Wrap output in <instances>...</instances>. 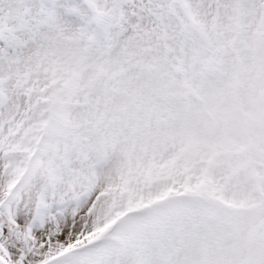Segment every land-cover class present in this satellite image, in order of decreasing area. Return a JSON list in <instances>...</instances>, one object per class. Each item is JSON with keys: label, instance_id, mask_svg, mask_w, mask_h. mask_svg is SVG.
Listing matches in <instances>:
<instances>
[{"label": "snow or ice", "instance_id": "1", "mask_svg": "<svg viewBox=\"0 0 264 264\" xmlns=\"http://www.w3.org/2000/svg\"><path fill=\"white\" fill-rule=\"evenodd\" d=\"M0 264H264V0H0Z\"/></svg>", "mask_w": 264, "mask_h": 264}]
</instances>
